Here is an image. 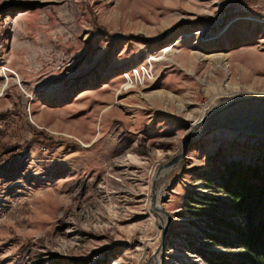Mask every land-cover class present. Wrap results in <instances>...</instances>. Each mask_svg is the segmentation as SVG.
I'll use <instances>...</instances> for the list:
<instances>
[{
	"label": "rangeland",
	"instance_id": "obj_1",
	"mask_svg": "<svg viewBox=\"0 0 264 264\" xmlns=\"http://www.w3.org/2000/svg\"><path fill=\"white\" fill-rule=\"evenodd\" d=\"M243 96L264 0H0V264H241L223 186L264 100L190 134Z\"/></svg>",
	"mask_w": 264,
	"mask_h": 264
},
{
	"label": "trees",
	"instance_id": "obj_2",
	"mask_svg": "<svg viewBox=\"0 0 264 264\" xmlns=\"http://www.w3.org/2000/svg\"><path fill=\"white\" fill-rule=\"evenodd\" d=\"M223 189L232 198V209L239 219L238 225L227 223L242 248L237 255L239 262L264 264V163H239L229 173Z\"/></svg>",
	"mask_w": 264,
	"mask_h": 264
},
{
	"label": "bare ground",
	"instance_id": "obj_3",
	"mask_svg": "<svg viewBox=\"0 0 264 264\" xmlns=\"http://www.w3.org/2000/svg\"><path fill=\"white\" fill-rule=\"evenodd\" d=\"M226 100H227V98H223V100H220L221 102H220V103L218 102V105H217L216 108H217V109H221V105H222V103H224ZM214 110H215V109H214ZM208 114H209V112L204 111V113H202V115H201L198 119H196V121L194 122V125H193V128H195L196 131L201 132L202 130H204V129L207 127L204 118H205V116H207ZM203 126H205L204 129H202ZM161 189H162V188H159L158 191H157V194H156L155 199H154V201H153L155 204H160V199H161V196H162V191H161ZM158 216H159L158 220H159L160 218H161V220H162V215L159 214Z\"/></svg>",
	"mask_w": 264,
	"mask_h": 264
},
{
	"label": "water",
	"instance_id": "obj_4",
	"mask_svg": "<svg viewBox=\"0 0 264 264\" xmlns=\"http://www.w3.org/2000/svg\"><path fill=\"white\" fill-rule=\"evenodd\" d=\"M240 100H254V101H263L264 100V96H243V97H240V98H237V99H232L226 106H224L223 108L221 109H218L216 111H214L212 114H210L206 119H205V122H208L210 120H212L213 118L216 117V115L218 114H221L223 111L227 110L231 105L233 104H236L237 102H239ZM196 131L195 128L192 129L191 131V134H194ZM178 158H176L177 160ZM165 228H167V226H164Z\"/></svg>",
	"mask_w": 264,
	"mask_h": 264
}]
</instances>
